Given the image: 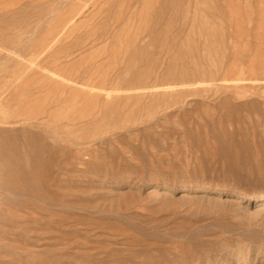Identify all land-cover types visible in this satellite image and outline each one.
<instances>
[{
    "label": "rangeland",
    "instance_id": "374dc122",
    "mask_svg": "<svg viewBox=\"0 0 264 264\" xmlns=\"http://www.w3.org/2000/svg\"><path fill=\"white\" fill-rule=\"evenodd\" d=\"M0 264H264V0H0Z\"/></svg>",
    "mask_w": 264,
    "mask_h": 264
},
{
    "label": "bare ground",
    "instance_id": "6f19581e",
    "mask_svg": "<svg viewBox=\"0 0 264 264\" xmlns=\"http://www.w3.org/2000/svg\"><path fill=\"white\" fill-rule=\"evenodd\" d=\"M203 195V194H202ZM205 196V195H204ZM203 197V196H202ZM210 197V196H209ZM208 198V197H207ZM213 199H215V198H213Z\"/></svg>",
    "mask_w": 264,
    "mask_h": 264
}]
</instances>
